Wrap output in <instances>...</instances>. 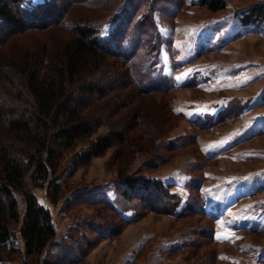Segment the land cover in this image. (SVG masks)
Masks as SVG:
<instances>
[{
  "label": "rangeland",
  "instance_id": "obj_1",
  "mask_svg": "<svg viewBox=\"0 0 264 264\" xmlns=\"http://www.w3.org/2000/svg\"><path fill=\"white\" fill-rule=\"evenodd\" d=\"M27 1L33 11L48 0ZM127 1L74 7L67 19L93 20L109 4L113 11L129 4L124 22L111 29L106 24L102 39L113 49L122 46L138 82L160 77L169 93L135 97L134 88H124L120 98L90 107L89 119L102 124L64 157L58 173L63 198L54 205L50 190L31 188L51 213L56 240L40 256L26 255L25 242L17 240L12 264H264V25L241 22L264 0H222L226 8L218 12L200 6L202 0ZM125 27L129 38L119 34ZM53 33L35 39L58 47L66 34ZM133 34L138 39L128 41ZM19 38L11 44L15 53L32 45L31 38ZM142 43L141 52L151 57L138 55L137 66L134 52ZM140 105L151 119L135 118ZM140 122L125 146L114 143L105 156L83 163L91 143ZM210 147L215 150H205ZM125 178L162 184V198L151 197V210L140 198L148 190L124 201ZM25 179L31 184L29 175ZM76 194L92 203H77ZM10 228L18 235L21 223Z\"/></svg>",
  "mask_w": 264,
  "mask_h": 264
},
{
  "label": "trees",
  "instance_id": "obj_2",
  "mask_svg": "<svg viewBox=\"0 0 264 264\" xmlns=\"http://www.w3.org/2000/svg\"><path fill=\"white\" fill-rule=\"evenodd\" d=\"M27 2L0 0V264H12L11 257L19 253L15 248L17 240L25 242V252L29 256H40L56 240L51 213L39 204L31 188L50 190L48 197L54 205L63 198L58 173L64 157L81 141L93 137L102 124L89 119L87 111L90 107L110 97L120 98L119 92L124 88H134L137 91L133 92L135 97L169 93L168 82L160 77L154 78V83L151 82L153 79L138 82L132 61L120 51L122 46L113 49L102 39L101 31L106 24L111 29L117 22H124L129 4L117 11L109 9V4L102 16L97 13L99 18L73 22L67 16L72 8H101L102 0H48L45 6L33 11L28 10ZM139 4L140 1L136 9ZM200 6L218 12L226 8V3L202 0ZM241 20L243 27L258 29L264 25V6L255 8ZM127 29L119 30L120 36L129 38ZM48 33H53V38L65 33L64 43L55 47L54 43L36 41L35 35ZM19 37L31 38L32 45L21 47L15 53L11 44ZM134 38H137L136 34L128 41ZM151 43L155 42L148 44ZM145 45L138 44V51L134 52L133 61L137 66L142 63L137 59L138 55L151 57L141 52ZM153 46L158 48V44ZM116 109L114 115L119 114L120 110ZM134 116L151 119L145 114L143 105ZM141 124L143 122L132 126L124 131L125 134L98 138L91 143L88 158L83 163L105 156L114 143L125 146L131 129L134 133L140 130ZM27 175L31 184L25 179ZM120 183L125 189L121 197L127 202L148 190L145 197L140 198L150 210L153 209L151 197L161 199L164 193L162 184L143 178H125ZM17 195L22 196L24 214L20 213ZM73 199L77 203H92L83 194H76ZM106 207L123 223L127 222L114 207ZM164 212L172 211L166 209ZM12 223H21L18 235L10 228ZM115 228L118 229L115 233L119 234L120 227ZM67 239L71 238L68 236ZM92 247L90 244L88 249ZM82 254L86 252L82 251Z\"/></svg>",
  "mask_w": 264,
  "mask_h": 264
},
{
  "label": "snow or ice",
  "instance_id": "obj_3",
  "mask_svg": "<svg viewBox=\"0 0 264 264\" xmlns=\"http://www.w3.org/2000/svg\"><path fill=\"white\" fill-rule=\"evenodd\" d=\"M177 79L179 80L180 77H177ZM228 141L225 140V141H222V142H219L218 144L215 145V147H223L225 143H227ZM206 151H212V150H215L214 147H210V148H207L205 149ZM218 239H230V237L228 236H218L217 237Z\"/></svg>",
  "mask_w": 264,
  "mask_h": 264
}]
</instances>
